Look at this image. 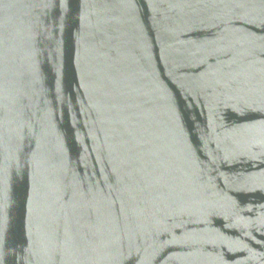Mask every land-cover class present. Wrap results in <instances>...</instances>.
Here are the masks:
<instances>
[{
    "label": "water",
    "instance_id": "water-1",
    "mask_svg": "<svg viewBox=\"0 0 264 264\" xmlns=\"http://www.w3.org/2000/svg\"><path fill=\"white\" fill-rule=\"evenodd\" d=\"M0 264H264V0H0Z\"/></svg>",
    "mask_w": 264,
    "mask_h": 264
}]
</instances>
